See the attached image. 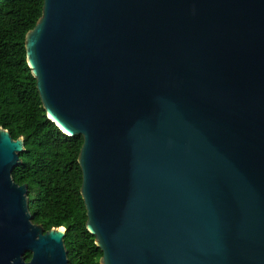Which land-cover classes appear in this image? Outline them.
<instances>
[{
    "label": "water",
    "instance_id": "1",
    "mask_svg": "<svg viewBox=\"0 0 264 264\" xmlns=\"http://www.w3.org/2000/svg\"><path fill=\"white\" fill-rule=\"evenodd\" d=\"M24 42L99 264H264V0H43ZM23 151L0 128V264H68Z\"/></svg>",
    "mask_w": 264,
    "mask_h": 264
},
{
    "label": "trees",
    "instance_id": "2",
    "mask_svg": "<svg viewBox=\"0 0 264 264\" xmlns=\"http://www.w3.org/2000/svg\"><path fill=\"white\" fill-rule=\"evenodd\" d=\"M43 0H0V128L24 140L20 164L11 174L27 186L32 223L63 227L68 264H99L101 251L86 230L77 158L80 136L63 134L45 115L36 81L26 63L25 35L41 17ZM26 261L31 258L25 255Z\"/></svg>",
    "mask_w": 264,
    "mask_h": 264
}]
</instances>
